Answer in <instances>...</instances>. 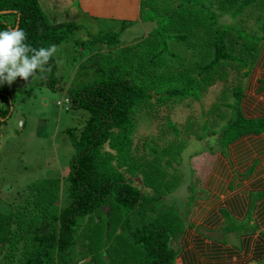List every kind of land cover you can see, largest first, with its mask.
<instances>
[{
  "label": "rangeland",
  "instance_id": "obj_1",
  "mask_svg": "<svg viewBox=\"0 0 264 264\" xmlns=\"http://www.w3.org/2000/svg\"><path fill=\"white\" fill-rule=\"evenodd\" d=\"M116 1L117 4H110L109 1L105 4L104 0H40L43 10L53 22L76 24L75 30L65 42L57 46V52L53 56L57 62L59 80L57 79L55 87L51 88L41 78L42 74L37 72L27 81L18 77L11 85L6 82L0 85V106L4 107L0 121L10 117L6 118V123L0 124V211H12L16 218L7 252L0 251V264H25L29 237L22 240L19 246H16V243L19 242L17 235L25 234L28 230L27 219L30 218L32 222L36 221L35 223L40 222L35 220V215L39 212L53 214L61 201L65 204V200H61L60 196L67 191L65 180L76 154L72 132L69 130L79 129V132L88 116L86 110L74 107L71 100L66 101L69 96L65 93V88L76 91L95 83L104 77L105 72L120 66H125L126 70L132 69L130 64L135 66L138 56L148 57L149 52H153L151 46L156 42L150 41L152 38L148 33L157 28L161 30L158 36L163 35L162 30L172 31V41L167 42L170 48L168 56H172L171 52H174L183 59L163 58L166 68L162 70L155 67V63L149 62L151 77H148L151 79V85L158 73L167 79L171 70L176 71V80L187 68L192 70L193 75H197L198 65L209 62L214 57L212 43L216 27H209L208 11L223 14L219 17L218 26L232 24L234 19L231 12L240 0H203V6L192 0H142L143 10L147 14V17L143 16L146 21L124 18L114 20L116 18L110 15L112 7L118 3H124L127 12L134 13V0ZM190 1L192 3H189ZM244 19L247 25L244 26L246 31L244 30L241 37H250L254 34L252 32L264 34V2L259 4L258 11L246 15ZM107 33L110 36L112 33H119L121 44L109 48V45L97 41L101 35ZM178 36H181L180 40L177 39ZM245 39L247 40L239 38L237 33L231 31L227 42L229 50L244 58L239 61L246 60L251 70L256 61L258 60L255 67L262 58L264 41L259 47V44H250L249 38ZM128 57L133 60L125 62L124 58ZM224 63L226 71L222 72L220 65L217 66V71L225 75L222 80L220 78L219 81L213 82L211 88L206 86L204 89L202 83L197 82L201 101H197L193 107L188 99L185 101L182 97L160 100L157 95H152L146 100L149 101L146 108L136 107L132 116L135 124L129 153L131 157L137 156L139 167L152 176L147 185L152 196L142 209L153 211L155 216L161 213V221L171 230L173 239H176L172 241L173 245L174 242L179 243L182 228L188 227L187 222L197 197L204 189L214 161L213 156L219 148L210 145L216 142L218 136L202 140L199 138L207 134L206 129L202 128L204 117L201 107L210 96V100L214 102V116L219 120L225 116L231 117L236 111L232 106L234 101L229 86L233 88L242 85L245 89L247 84L243 80L242 71H246L248 67L242 68L236 64L233 73L232 60ZM137 68L132 69L136 72V77H146L144 70ZM236 73L237 81L232 82V75ZM209 77L210 75L203 78V84L208 82L206 80ZM126 78L129 79V76ZM226 79L227 81H224ZM130 80L141 83L133 76ZM224 103L227 104L223 106ZM199 104L200 106H197ZM208 120L211 122L210 129L222 128L216 125V122L212 124V118ZM220 122L224 123V120ZM148 161L150 167L147 170L145 162ZM237 175L239 176L238 173ZM143 178L140 177L141 183L144 182ZM179 183L181 185L174 191ZM169 189L173 191L168 192ZM36 202L38 207L34 210ZM106 211L109 209L106 208ZM251 219V214L241 221L228 219V228L237 229L235 233L239 230L251 231ZM105 224V227H101L102 232L109 230L110 226H115L114 222L107 225L106 220ZM98 233L100 226H93L89 237ZM100 236L101 233L96 237ZM93 248V253L96 254L98 248ZM114 248H118L119 251L114 250L113 253L119 258L113 264L137 263V248L127 243L120 248L115 244ZM15 253L18 257H15ZM104 257L106 261L107 250ZM62 260L64 259L60 256L55 257L54 264H62ZM87 260L89 258L80 263L83 264Z\"/></svg>",
  "mask_w": 264,
  "mask_h": 264
},
{
  "label": "trees",
  "instance_id": "obj_2",
  "mask_svg": "<svg viewBox=\"0 0 264 264\" xmlns=\"http://www.w3.org/2000/svg\"><path fill=\"white\" fill-rule=\"evenodd\" d=\"M192 1L203 6V0ZM263 2L264 0H240L231 12L234 19L232 24L218 26L219 17L223 14L208 11L209 27H216L212 43L214 57L209 62L198 65L197 75H193L192 70L187 68L176 80V71L171 70L167 79L158 73L151 85L149 62L155 63L154 66L162 70L166 68L163 58L183 59L174 52H171L172 56H168L170 48L167 42L173 38L174 34L166 29L162 30L163 35L158 36L161 30L157 28L148 33L152 38L150 41L156 42L153 47L151 46L153 52H149L148 57L138 56L135 66L130 64L132 69L138 67V70H144L146 77L139 75L137 78L136 72L132 69L126 70L125 66H120L105 72L104 77L95 83L85 85L76 91L65 88L72 105L86 110L88 116L79 132V129L69 130L72 132L76 154L65 180L67 191L61 193L60 196L61 200H65V204L61 201L57 206V211L53 214L39 212L35 215V220L38 219L40 222L35 223L36 221L32 222L30 218L27 219L28 230L25 234L17 235L19 242L16 246L29 237V251L25 264H54V258L58 256L64 259L62 264H81L80 261L86 258L89 260L83 264H113L119 258L113 253L114 250L119 251L118 248H114V245L118 244L120 248L126 243L137 248L139 259L136 264H176L178 251L171 245L176 239H173L171 230L161 221V213L155 216L153 211L148 212L142 209L152 196L151 190L147 187L152 176L148 171L139 167L137 156L131 157L129 153L132 148L131 140L135 124L132 116L136 107L146 108L149 102L146 100L152 95H157V99L160 100L182 97L185 101L188 99L193 107L197 101H201L199 84L202 83L204 89L206 86L211 88L213 82L219 81L220 78L222 80L225 75L217 71V66L220 65L222 72L226 71L224 62L232 60L233 73L236 70V64L242 68L248 67L246 60V63L240 62L242 58L229 50L227 37L229 32L234 31L239 38L243 40L249 38L250 44H259L260 47V43L264 41V34L252 32L254 34L250 37L240 35L244 33V30L246 31L244 26L247 22L244 17L258 11L259 4ZM2 11L7 12L1 13ZM143 14L142 20L146 21L143 17H147L145 10ZM17 26L27 33L26 42L37 48L59 46L76 28L73 22H53L43 10L40 0H0V30ZM247 34L250 33L247 32ZM180 38L181 36H178L177 39L180 40ZM97 41L109 45V48L118 47L121 44L119 33H112L111 36L109 33L101 35ZM124 59L125 62L133 60L130 57ZM257 61L251 70L248 67L246 71H242L244 82L249 81ZM49 64L51 71L42 74L44 77L42 79L54 88L58 79L57 62L54 57L51 58ZM242 73L239 75L241 76ZM209 75V79L206 80L208 82L203 84V78ZM127 76L129 79L126 78ZM131 76L141 83L130 80ZM231 79L234 80L232 82H236L237 73L233 74ZM223 89L224 86H222ZM261 89L264 90V80ZM229 90L232 93V101H234L232 106L236 113L231 117L221 118L224 123L218 131L219 136L215 144L223 149L228 148L231 143L243 136L264 134V116L249 118L242 111L241 103L246 96L244 87L242 85L233 88L229 86ZM226 104L224 103L223 106ZM213 105L214 102L209 96L204 106L201 107V114L204 117L202 128L206 129L207 134L199 137L200 139L215 136L217 133L210 129L211 124L208 120L214 116ZM216 115L218 116V113ZM145 164L148 170L149 161ZM255 168L256 162L242 176L250 177ZM141 176L144 177L143 183H141ZM181 183L176 185L174 191ZM144 187L146 189H143ZM172 191V189L168 190V192ZM258 195L262 194L256 193L252 197L255 199L256 196L259 197ZM37 207L36 202L34 210ZM106 208L109 209L108 212ZM14 216L12 211L5 213L0 211V251L2 253L7 252L9 239L14 232V220H16ZM105 220L107 225H112L114 222L115 226H110L109 230L102 232L101 227L106 226ZM171 224L175 226L174 222ZM93 226H100V238L96 237L100 233L89 237ZM112 239H117V241H111ZM93 247L98 248L95 251L96 254L93 253ZM106 250V258L109 261L104 260ZM15 257H18L17 253Z\"/></svg>",
  "mask_w": 264,
  "mask_h": 264
},
{
  "label": "crops",
  "instance_id": "obj_3",
  "mask_svg": "<svg viewBox=\"0 0 264 264\" xmlns=\"http://www.w3.org/2000/svg\"><path fill=\"white\" fill-rule=\"evenodd\" d=\"M107 1L117 4L116 0H104V3ZM133 3L134 13L127 12L124 3H118L112 7L110 16L116 18L114 20L142 21V0ZM263 80L264 53L246 84V96L241 103L244 115L249 118L264 116V90H260ZM214 123L223 126L215 116L212 117ZM211 130L217 131L216 136H219L220 128ZM210 145L216 146L215 143ZM217 147L188 227L182 228L179 243L173 245L172 242L178 251L176 264H263L264 134L243 136L226 149ZM255 162L252 175L242 176ZM256 193L262 195L254 199L252 195ZM250 214L253 230L235 233L236 229L226 228L228 219L241 221Z\"/></svg>",
  "mask_w": 264,
  "mask_h": 264
},
{
  "label": "clouds",
  "instance_id": "obj_4",
  "mask_svg": "<svg viewBox=\"0 0 264 264\" xmlns=\"http://www.w3.org/2000/svg\"><path fill=\"white\" fill-rule=\"evenodd\" d=\"M26 41L27 33L19 27L0 30V85H11L18 77L27 81L37 72L51 71L49 61L57 46L37 48Z\"/></svg>",
  "mask_w": 264,
  "mask_h": 264
},
{
  "label": "flooded vegetation",
  "instance_id": "obj_5",
  "mask_svg": "<svg viewBox=\"0 0 264 264\" xmlns=\"http://www.w3.org/2000/svg\"><path fill=\"white\" fill-rule=\"evenodd\" d=\"M2 108H4V107L0 106V116L2 115V111H3ZM6 118H8V117H6ZM6 118H4L2 121H0V123H1V122L6 123V122L8 121V119H10V117H9L8 119H6Z\"/></svg>",
  "mask_w": 264,
  "mask_h": 264
},
{
  "label": "built area",
  "instance_id": "obj_6",
  "mask_svg": "<svg viewBox=\"0 0 264 264\" xmlns=\"http://www.w3.org/2000/svg\"><path fill=\"white\" fill-rule=\"evenodd\" d=\"M66 101H67V102H69V101H70V99L67 97V98H66ZM59 103H60V104H62V102H59Z\"/></svg>",
  "mask_w": 264,
  "mask_h": 264
},
{
  "label": "water",
  "instance_id": "obj_7",
  "mask_svg": "<svg viewBox=\"0 0 264 264\" xmlns=\"http://www.w3.org/2000/svg\"><path fill=\"white\" fill-rule=\"evenodd\" d=\"M4 12H7V11H2L1 13H4ZM18 27V26H17Z\"/></svg>",
  "mask_w": 264,
  "mask_h": 264
}]
</instances>
